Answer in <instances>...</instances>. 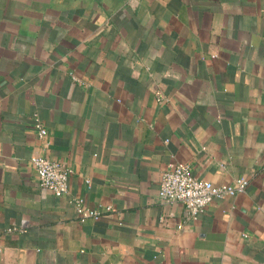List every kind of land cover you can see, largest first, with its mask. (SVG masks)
<instances>
[{
  "label": "crops",
  "instance_id": "0c3cea01",
  "mask_svg": "<svg viewBox=\"0 0 264 264\" xmlns=\"http://www.w3.org/2000/svg\"><path fill=\"white\" fill-rule=\"evenodd\" d=\"M171 162L249 184L191 218ZM0 264H264V0H0Z\"/></svg>",
  "mask_w": 264,
  "mask_h": 264
},
{
  "label": "built area",
  "instance_id": "2783aa9c",
  "mask_svg": "<svg viewBox=\"0 0 264 264\" xmlns=\"http://www.w3.org/2000/svg\"><path fill=\"white\" fill-rule=\"evenodd\" d=\"M33 115L39 136L45 137L48 133L47 127L37 112ZM31 162L37 171L41 186L58 195L70 192L69 177L73 172L72 167L60 160L41 154L32 155ZM87 181L90 183L89 178ZM248 184L249 178L246 175L236 177L233 182L217 184L212 180L197 176L187 163L171 162L162 173L159 195L164 202H182L187 214L191 218H197L214 199L243 192ZM72 201L81 221L87 217L97 219L101 216L100 209L88 206L83 197L74 196ZM107 208L111 209L112 205H108Z\"/></svg>",
  "mask_w": 264,
  "mask_h": 264
}]
</instances>
